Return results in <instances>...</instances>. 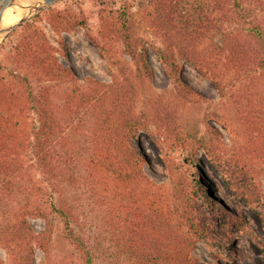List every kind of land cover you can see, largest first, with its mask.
<instances>
[{
    "label": "rangeland",
    "instance_id": "obj_1",
    "mask_svg": "<svg viewBox=\"0 0 264 264\" xmlns=\"http://www.w3.org/2000/svg\"><path fill=\"white\" fill-rule=\"evenodd\" d=\"M120 1L59 0L0 40V116L13 146V167L0 170L1 264H21V241H9L11 228L20 224L27 202H44L43 177L27 155L38 120L28 104L30 91H49L59 109L77 107L60 116L65 141L53 152L62 168L63 196L79 216L77 229L95 264H127L114 227L118 200L88 165L105 116L77 100L81 92L116 85L142 120L133 140L146 176L136 186L138 196H161L180 214L193 198L189 215L211 228L193 252L201 263L263 264L264 132L257 124L264 114V77L250 74L251 65L231 67L229 58L235 48L254 55L251 30L264 33V0H127L126 21ZM125 28L146 54L148 68L127 52ZM51 54L67 70L64 76L47 73L43 62H52ZM189 152L198 182L179 159ZM181 192L192 197L181 198ZM50 218L48 264H84L59 221ZM26 219L34 234L45 230L42 218ZM32 247L34 264H45L43 250L36 242Z\"/></svg>",
    "mask_w": 264,
    "mask_h": 264
},
{
    "label": "trees",
    "instance_id": "obj_2",
    "mask_svg": "<svg viewBox=\"0 0 264 264\" xmlns=\"http://www.w3.org/2000/svg\"><path fill=\"white\" fill-rule=\"evenodd\" d=\"M119 5L120 16L126 21L128 2L121 0ZM124 33L127 37L125 47L132 60L142 62L144 67L148 68L146 54L139 52L137 45L130 41L131 30L125 28ZM251 35L254 39V55L248 57L246 54L243 55L244 51L239 53L235 48V52L229 58V64L236 68L251 65L248 68L250 74L264 77V33L255 28L251 30ZM50 57L52 62H43L47 73L52 75L51 78L57 75L64 76L67 70L58 63L55 56L51 54ZM194 63L196 66V62ZM169 66L179 78V68L174 60L169 62ZM214 81L220 89L218 82ZM127 97L128 93L117 85L109 86L103 91L81 92L77 95V100L82 105L89 102L92 109L105 116L94 137L96 152L99 150L100 154L95 152V156L90 157L88 165L90 173H97L104 183L107 182L109 184L107 189L111 191L113 199L118 200V215L114 227L119 251L122 252L127 264H203L193 252L198 242L207 240L211 228L206 222L195 221L189 215V211L193 209V198L191 206L187 204L180 214L161 196L151 201H145L144 197L138 196L136 186L144 182L146 176L143 171V158L136 151L133 140L136 139L142 120L134 113ZM27 100L32 111L38 115V120L31 131L32 140L28 143L27 155L33 160L35 170L43 177L46 190L44 202L33 204L27 202L26 206H23L21 214L19 213L20 217L22 215L20 224L11 228L8 239L10 242L21 241V244L19 243L22 253L21 264H34L33 242L43 250L45 264H48L50 259L48 242L53 232L50 218L52 216L59 221L64 238L82 258L84 264H95L94 254L86 238L77 229L79 216L63 196V182L60 179L62 168L56 154L53 153L54 148L60 145L59 140L65 141L60 116H70L77 111V107L72 108L65 104L61 107L65 109L61 111L51 100L49 91H42L39 96L30 91ZM254 115L251 112L246 114L250 117ZM258 117L261 124L257 125L258 127L262 125L259 130L264 132V114L260 111ZM94 125L95 123L93 127ZM10 137L7 124L0 116V170H5V166L10 169L13 167L9 154L11 151L9 147H13L10 145ZM191 153H181L179 159L192 169V175L198 182L199 174L195 172L196 161ZM194 193L197 192L194 190ZM181 195V198L192 197H186L184 192H181ZM27 215L42 218L46 224L45 230L39 235L34 234L26 219ZM260 219L264 224V216ZM262 250L264 253V247Z\"/></svg>",
    "mask_w": 264,
    "mask_h": 264
},
{
    "label": "water",
    "instance_id": "obj_3",
    "mask_svg": "<svg viewBox=\"0 0 264 264\" xmlns=\"http://www.w3.org/2000/svg\"><path fill=\"white\" fill-rule=\"evenodd\" d=\"M58 1L59 0H0V24L5 11L11 7H17L23 13L21 19L16 24L7 28H2L0 25V37H7L33 16L50 8Z\"/></svg>",
    "mask_w": 264,
    "mask_h": 264
},
{
    "label": "bare ground",
    "instance_id": "obj_4",
    "mask_svg": "<svg viewBox=\"0 0 264 264\" xmlns=\"http://www.w3.org/2000/svg\"><path fill=\"white\" fill-rule=\"evenodd\" d=\"M22 15L23 13L17 7H11L7 9L3 15L2 22L0 24L1 27L7 28L9 26H12L13 24H16L21 19ZM1 39L2 38L0 37V40Z\"/></svg>",
    "mask_w": 264,
    "mask_h": 264
}]
</instances>
